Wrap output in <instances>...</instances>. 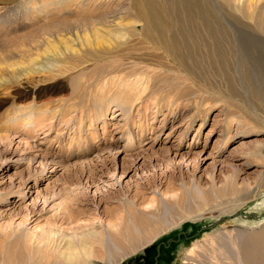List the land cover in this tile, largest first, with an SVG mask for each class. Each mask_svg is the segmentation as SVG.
I'll return each instance as SVG.
<instances>
[{
    "label": "rangeland",
    "instance_id": "1",
    "mask_svg": "<svg viewBox=\"0 0 264 264\" xmlns=\"http://www.w3.org/2000/svg\"><path fill=\"white\" fill-rule=\"evenodd\" d=\"M157 1L163 7L166 6V1L171 5L169 0ZM199 1L208 7L215 21L214 27L223 32L220 49L227 58L221 65V72L216 70L217 66L213 61L210 62L214 67L206 61L198 64L201 65L198 67L200 57L196 50V64L188 61V69L192 67L196 80L199 79L197 82L193 80V84L183 75L161 72V78L166 79L165 85L172 88L179 83L177 91L185 94L179 109H174L177 114L179 111L181 113L175 122L160 126L149 120L147 128H153V132L144 138L132 129L124 131L120 117L110 113L105 120L114 141L73 157L66 156L67 151L59 152V144L51 142L57 133L60 135L63 132L61 136L66 139L65 131L62 130L64 126L45 137L50 140L48 144L43 142V135L32 141L15 134L21 131L19 126L13 123L0 124V264H33L38 261L37 250L51 230L72 234L78 230L80 232L82 229L78 228L82 226L92 230L91 225H94L99 231L105 230L107 238L106 230H109L108 222H111L112 216L110 213L118 212L122 204L129 202H132L131 205L135 204V209L146 212L154 211V207L160 204L164 207V219L178 225L158 232L142 250L120 261V264H248L249 256L260 259V264H264V224L246 227L237 221L250 214L264 216L261 212L251 211L247 207L248 210L244 208L241 213L219 216L218 211H213L195 221L192 218L194 216L180 217L182 213L170 204L182 192L186 195H198L201 189L222 188L231 181L237 189L252 192L258 179L264 176V123H259L258 129L244 126L242 93L238 85L241 59L237 55L234 57L233 51L238 48L232 47L231 43L235 39L234 43L237 42L244 48L247 40L254 38V28L261 25L264 27V0H252L258 3L260 1L257 16L260 14L262 18H257L256 9L240 11L241 5L250 0ZM34 2L38 4H34L32 8ZM177 6L180 9L181 5ZM40 7L43 12L39 11ZM45 7L47 12L44 11ZM0 9V13H6L0 19V43H18L22 40L29 43L40 37L39 34H43L44 29L54 31L61 24V29L68 26L66 30L72 32L64 35L70 42L67 45L72 48L75 44L77 46L74 45L73 48L81 49L84 46L83 39H76L74 31L81 22L100 29L142 26V22L136 19L132 0H0ZM186 17H177L178 27L187 31L200 28L197 22H189ZM199 36L207 41L203 39L204 32H200ZM47 37L44 35L41 39L46 38L49 42L55 39L57 43L56 38L49 35ZM243 75L248 80L252 79V83L249 81L251 87L256 84L257 78L254 77L256 79L253 80L255 75L247 66L240 76ZM76 80L79 82L80 79ZM76 80L72 85L68 83L69 87L64 91L54 89V83L43 82L42 79L27 83L26 88L8 83L9 99L1 105L0 113H13L15 109H29L45 104L50 106L57 100L69 98L72 87L77 88ZM225 85L232 89L228 90ZM199 87L208 93L199 92ZM22 88L25 92L21 91ZM161 118H158L159 122ZM122 134L123 137L117 139ZM21 138H25V141H20ZM71 140H63L60 144L70 147ZM55 145L58 147L55 148ZM36 146L41 150L50 146L46 152L48 154L38 158ZM250 157L252 160H249ZM154 224L155 220L150 227L158 225ZM207 226L208 229L200 231ZM134 228L132 227V241L138 243L142 239L143 230ZM238 232L247 242L243 247L241 241L243 243L244 240L239 244L237 240L233 241ZM220 233H224L226 237H218ZM253 233L258 237L254 243L257 244L256 247L247 240L249 234ZM35 238L40 244H35ZM168 240L170 242L166 243ZM112 249H115L114 245ZM7 251L12 255H7ZM99 255L101 260L96 261V264H110L112 259H119L118 253L111 250L108 244L103 250L100 248ZM55 258L56 256L38 264H56Z\"/></svg>",
    "mask_w": 264,
    "mask_h": 264
},
{
    "label": "bare ground",
    "instance_id": "2",
    "mask_svg": "<svg viewBox=\"0 0 264 264\" xmlns=\"http://www.w3.org/2000/svg\"><path fill=\"white\" fill-rule=\"evenodd\" d=\"M166 2V6L163 7L157 0H132L136 19L142 22L140 27L100 29L94 28L95 26H90L86 22H81V25L74 29L75 38L83 39L84 46H81V49L73 48L75 44L71 45L72 48L67 45L69 41L64 38V35L72 32L66 30L68 26H63L65 29H61V24L60 28L56 26L54 31L44 29L43 34H39L40 37H37L36 40L31 39L32 41L29 43L23 42V40L18 43H3L2 41L0 43V96L2 97L0 98V107L9 99L7 97L10 94L8 93L9 86H6L8 83H15L18 87L26 88L27 83L42 79L43 82L51 81L54 83V89L63 90L69 87L68 83L72 85L76 78L80 80L79 82L76 80L77 85L75 87L77 88L72 87L71 97L57 100L50 106L45 104L29 109H15L13 113H0V124L13 123L15 126H19L21 131L15 132V134H20L19 137L25 136L26 139L32 141H36L39 135H43V142L48 144L50 140L45 137H49L54 130L57 131L64 126L62 130L65 131L66 139H72L70 147L60 144L63 140L66 141L61 136L63 132L60 135L56 132L55 138L57 139L56 141L55 138L51 139V142L59 144V152L61 150L67 151L66 156L73 157L78 154L89 153L91 149L106 144V142L114 141L113 136L108 132L109 124L105 120L110 113L120 117L119 121L122 123L124 131L128 128L132 129L144 138L153 132V128H147L149 120L159 123L160 126L175 122L176 119L180 118L181 113L179 111L177 114L174 109L176 111L179 109L185 94L177 91L176 88L180 87L179 83L177 86L173 85L175 87L172 88L170 85H165L166 79L161 78V72L167 71L168 73L183 75L193 84V80H196V76L193 74L195 71L191 70L192 67L188 69V61L190 64L197 61L194 60V57L197 56L196 50L199 51L200 57L197 66L205 61L213 66L211 63L213 61V64L217 66V68L215 66L217 71L222 69L221 65L225 63L227 57L225 52L222 53L220 49L221 39L224 37L223 32L214 27L215 21L204 2L201 3L202 1L199 0H169L171 5L168 4V1ZM178 3L182 6L180 9L177 6ZM34 4L38 3L34 2L32 8H34ZM259 4L260 1L258 3L250 0L241 5L240 11L242 12V9H256L257 11ZM40 9L41 7L39 11H41ZM44 11H46V7ZM5 14L0 13V19ZM257 14L258 11L256 16ZM184 15L187 16L186 19L189 22H197L201 29L193 28L187 31L185 28L178 27L177 17H185ZM200 32H204L205 37L203 39H207V41L202 40V37L199 36ZM44 35L56 38L57 43H55V39L52 42L47 41L46 38L41 39ZM234 40L231 41L232 47L241 48L240 51L237 49L233 52L234 57L237 55L241 59V64L238 62L241 67L240 70L238 69V85L242 93L241 106L245 120L244 126H250V129L255 127L258 129L259 126L257 125L264 123V27L261 25L259 28H254V38L247 40L244 48L239 46L237 42L235 44ZM189 49L193 51L190 52ZM42 55L43 58L39 57ZM199 66L201 67V65ZM246 66L255 75L253 80L257 78L256 84H252V87L249 82L252 83V79H246L245 75L240 76ZM33 76H36L34 77L36 79ZM254 77L256 78L254 79ZM185 79L183 80L185 81ZM13 87L18 88L17 86ZM225 87L228 89V86L225 85ZM24 88H22V92H25ZM209 90L212 91L211 88ZM201 91L208 93L199 87V92ZM229 92L231 93V91ZM159 117H162L161 122L158 121ZM123 134L117 139L122 138ZM24 139L21 138L20 141ZM49 147L45 146L41 150V148L37 149L36 146L37 157L47 155L46 152H48ZM249 160H252V157ZM235 186V183L231 181L222 188L201 189L198 195L194 193L186 195L182 192L176 201L170 204L182 213L180 217L194 216L192 218L195 221L213 211H218L219 216H231L243 211L244 208L247 209V207L251 211L264 214V176L258 179V183L252 192L237 189ZM186 198L189 200L188 203ZM131 203L122 204L118 212L110 213L112 216L111 222H108L109 225L107 224L109 229L106 230L108 231L107 238L104 234L105 230L99 231L100 229L94 225L90 226L92 230L82 226L78 228L82 229L80 232L78 230L72 234H66L62 231H49L42 240V246L37 250L38 261L33 262V264L48 261L54 256H56L55 260L58 264H96V261L101 260L100 248L103 250L107 244L119 256L118 260L112 259L110 264H120V261L130 258L137 254V251L142 250L159 234L158 232L169 230L178 225V223L173 224L174 221L167 222L164 219V207L160 204L154 207V211L146 212L135 209V204L131 205ZM169 212L171 211L169 210ZM171 218L173 219V217ZM154 220L156 221L154 225H158L151 228L150 224ZM237 221L246 227L258 226L264 224V216L250 214L248 217L245 216ZM132 227L143 230L142 234L140 233L142 235L141 242L134 243L132 241V236H134L132 235ZM262 232L264 234V229ZM218 237L224 239L226 235L220 233ZM257 238L256 233H253L249 234L247 240H249V244L256 247L257 244L254 243L258 240ZM236 240L238 244L244 240L239 232L235 234L233 241ZM35 242L36 245L40 244L37 239ZM244 242L241 241V247L247 244ZM113 245L115 249H112ZM1 248L2 246H0ZM247 263L260 264L261 260L249 256Z\"/></svg>",
    "mask_w": 264,
    "mask_h": 264
},
{
    "label": "water",
    "instance_id": "3",
    "mask_svg": "<svg viewBox=\"0 0 264 264\" xmlns=\"http://www.w3.org/2000/svg\"><path fill=\"white\" fill-rule=\"evenodd\" d=\"M205 228H209L208 226L207 227H202L201 229H200V231L202 230V229H205ZM170 242V240H168L166 243H169Z\"/></svg>",
    "mask_w": 264,
    "mask_h": 264
}]
</instances>
